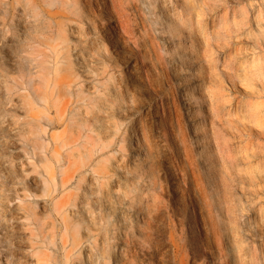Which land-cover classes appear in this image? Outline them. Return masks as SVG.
<instances>
[{
	"label": "rangeland",
	"instance_id": "rangeland-1",
	"mask_svg": "<svg viewBox=\"0 0 264 264\" xmlns=\"http://www.w3.org/2000/svg\"><path fill=\"white\" fill-rule=\"evenodd\" d=\"M128 1L129 8L124 7L128 32L120 29L119 14L108 1L75 0L71 8L74 17L94 12L102 27L118 22L111 40L98 42L100 25L91 34L102 54L98 70H106L94 88L93 79L92 86L84 81L73 52L90 31L83 21L75 22L74 30L62 36L56 26L45 24L40 41L32 42L14 66L6 58L0 60L12 103L17 105L0 113V155L29 199L42 195L49 206L44 211L37 203L31 205L36 217L32 229L38 234L33 240L35 259L45 252L51 258L48 264H87L88 260L114 264L119 246L125 247L127 240L121 228L109 232L110 240L107 233L102 240L103 217L110 207L99 201L100 179L108 192H120V181L122 186L162 199L168 219L152 221L147 230L156 247L152 264H264V0ZM2 18L7 23L2 28L12 29L21 39L32 21L21 12L13 15L10 7ZM69 77H78L74 96L65 85ZM106 97L121 105L130 98L134 105L111 107L102 100ZM68 98L74 104L62 113ZM139 104L147 105L143 120L162 147H157L152 160L133 138L135 130L132 134L124 130ZM105 105H110L107 112H103ZM185 106L190 107L189 113ZM35 114L44 122L32 119ZM94 115L103 124L92 130L88 119ZM7 118L20 126L21 158L5 151L12 141L9 129L2 125ZM92 144L99 152L93 155L91 168H110L112 180L88 173L66 189L49 184L46 166L57 152L62 166H78L87 160ZM37 155L42 156L41 165ZM114 162L125 172L118 174ZM35 175L42 188L31 182ZM196 177L208 190L207 201L199 193L194 199ZM154 181L174 199L167 192L155 193L150 187ZM66 196L71 200L59 211L55 202ZM110 198L115 201L108 194ZM177 230L184 236L182 248L172 243L164 252L162 244L171 242V233Z\"/></svg>",
	"mask_w": 264,
	"mask_h": 264
},
{
	"label": "bare ground",
	"instance_id": "bare-ground-1",
	"mask_svg": "<svg viewBox=\"0 0 264 264\" xmlns=\"http://www.w3.org/2000/svg\"><path fill=\"white\" fill-rule=\"evenodd\" d=\"M106 1H108L116 13L119 14L117 15V19H119L121 25H119V27H121L120 29L123 32H128L130 27L128 24V12L126 8H129L130 1L105 0V2ZM74 2L75 0H0V60L6 58L9 64L14 66L16 58L21 57L22 54L27 52L32 42L40 41L41 33L45 24H48L49 27L56 26L58 32L57 35L62 36L64 31L74 30L75 22L83 21L90 25V31L88 35H84L81 40L79 39V42H77L78 49L75 47L73 52L77 56L78 70L82 73L84 81L88 83L89 86H92L90 80H94V88L95 85L98 84L96 80H100L98 77L104 76V73L106 72L105 69L103 71L98 70L101 69L102 63L100 57L102 54H100L99 49L96 47L98 44L96 40L93 41L91 39L92 32L95 31L97 25L101 26L102 22L96 17L95 13L90 12V10H88L87 13L85 12V15H82V17H74V15L71 14V8L74 7ZM132 4L134 3L132 2ZM7 7H10L13 15L15 12H21V15H29L32 19L30 25L26 22L23 23L28 26L24 38L21 39L17 37L12 29L10 31H5L2 28L7 25L2 18ZM55 7L59 8V11H53ZM114 28H117L118 30V22L116 21H110V23L103 25V27L101 26V30L97 32L99 34L98 42L100 43L101 40H106L107 38L111 40V33ZM77 32H79V28L77 29ZM11 49L13 51H11ZM25 58L28 57L26 56ZM131 62L132 60L129 62V65L132 64ZM131 67L132 66H129V68ZM93 73L97 75V79L91 75ZM55 77H57V74ZM77 78L69 77L65 82V85L72 96H74L78 84ZM94 94V97H97L96 93ZM181 94L184 95L183 89H181ZM79 96L80 93L77 91V98L74 97V100L77 103L80 100ZM12 97L13 96H11V91L7 84V76L4 73L3 68L0 66V113L5 109L6 112L12 106L16 105L12 103ZM102 100L110 102L111 107L118 106L119 109L124 107L128 108L129 106L132 107L134 105L130 98L126 100V105H121L122 103H120L119 100L110 97H106ZM72 104H74V102L68 98L65 101L61 112L64 113L65 109L71 107ZM108 107H110V105L103 106V112H107ZM147 109L146 104L134 106L131 111V118L126 122L124 130L125 132L129 131L131 134L132 129L135 130L133 138L138 143L140 150L143 151L144 149V152H141L146 153V155L151 157L152 160L156 156L157 147H160V149H162V147L158 141L154 140L152 128L148 125L147 121L143 120L145 119L144 113H146ZM22 110L23 109L20 107L18 112H22ZM31 110L33 111L34 107H31ZM185 111L189 113L191 111L190 107L185 106ZM31 118L36 120L37 123L44 122L42 120L44 118L37 114L31 116ZM100 121H102V119L95 115L88 119V123L92 125V130H94V127L98 128V126L103 124ZM98 122H100L99 125ZM2 125L9 129L10 133H8V135H10L12 139L11 143L5 147L6 153L9 152L14 154L17 158L23 157L21 152L23 145L21 139L18 137V131L20 129L18 122L14 118H7L2 121ZM94 139L98 140L99 135L95 134ZM118 140L121 139L119 138ZM96 145L98 146L97 143ZM97 146L92 144L91 148L86 153L88 155L87 160L81 161L78 166L73 165L67 168L61 165V155L57 152L55 156L52 157L53 162H48L46 166L49 172V184L55 189L58 187L66 189L71 182L73 183V180H79L81 177L88 175V173L92 176H97L98 179H107V182L112 180L113 177L110 174V168L106 166L99 169L91 168L95 165L93 155L99 152ZM37 156V161L41 165L42 156ZM113 164L118 174L121 175L122 172H125L122 165L117 164V162H114ZM59 173H62L61 178L58 177ZM30 180L35 188H42V182L38 175L32 176ZM99 181L100 184L98 188H101L102 192L99 201L103 206L105 205L104 208L106 207L105 202H107L110 207L109 211L105 210L103 217V222L106 223V225L104 229L101 228V231L104 233L102 240L104 241V237H106L107 234L108 236L106 239L110 240L109 232L114 228H121V235L127 240L125 247L124 245L119 246L120 252L114 258V264H152L150 259L152 258V254L156 250V247L153 248L147 230L152 221L161 222L166 218L168 219V210L161 206L163 204L162 199L154 193L151 194L138 191L135 187H128L127 185L122 186L120 181H118L120 192L116 193L115 190L108 192L105 189V182L100 179ZM195 181L196 187L193 192L194 199L197 198V195L195 194L199 193L202 194L203 198L207 201L208 190L204 187L202 179L196 177ZM22 184L23 183L18 178L11 175L4 155H0V264H38V262L39 264H48V261L51 258L45 252L41 256H37L36 259L34 257L36 244L33 240L35 238L37 239L38 234H35L32 229V224L36 222V217L31 211L32 203H37L44 211H48V201L44 196L42 197V195L35 196L33 200L29 199V195H27L26 189ZM112 187L115 188V185ZM150 187L155 193L158 191H160V193L167 192L169 199H174L173 193L170 194L169 191L164 190L165 187L160 185V183L154 181ZM108 194L115 197V201H112L111 198L108 200ZM34 195L36 194H33V196ZM66 197L55 202L59 211L67 208L69 200L71 199L68 196ZM206 204L208 205L207 202ZM206 204L203 205L202 210L206 207ZM174 207L175 205L173 208ZM208 219L212 220L210 214ZM106 226H108L107 229ZM115 238H117L116 235ZM171 238V242H164L162 244L161 248L164 252H168L173 244L177 245L180 249L182 248L181 243L184 241L182 233H179L177 230V232H173V234L171 233ZM10 241H12V245H10ZM22 258L27 261L25 263L21 262ZM212 258V255H210L209 259L211 260ZM158 259L161 263L163 262L162 258ZM94 263H96L94 260H88L87 262V264Z\"/></svg>",
	"mask_w": 264,
	"mask_h": 264
}]
</instances>
